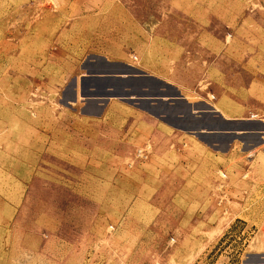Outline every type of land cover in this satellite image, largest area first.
I'll use <instances>...</instances> for the list:
<instances>
[{
	"label": "rangeland",
	"instance_id": "rangeland-1",
	"mask_svg": "<svg viewBox=\"0 0 264 264\" xmlns=\"http://www.w3.org/2000/svg\"><path fill=\"white\" fill-rule=\"evenodd\" d=\"M263 120L264 0H0V264H264V212L200 133L245 153Z\"/></svg>",
	"mask_w": 264,
	"mask_h": 264
},
{
	"label": "crops",
	"instance_id": "crops-1",
	"mask_svg": "<svg viewBox=\"0 0 264 264\" xmlns=\"http://www.w3.org/2000/svg\"><path fill=\"white\" fill-rule=\"evenodd\" d=\"M130 54H128L129 57H130ZM138 57L140 58V56ZM110 63H115V62H110ZM124 64L128 66H133L132 65L133 63L132 64L124 63ZM137 74L119 75V74L98 73V74H86L84 77H96V78L116 77V78H121V79H126L130 77L132 79L130 82H127V83L125 82L121 84L123 86L122 89L125 91L128 90L126 86L130 84H134V86L139 85V84L145 85V86L148 85L151 89L152 80H147L141 77H152V78L157 79L156 77L150 74H146V73H141L139 75ZM165 84H170V83L165 82ZM74 85L75 86H74V92H73V98H72L73 101L71 102L77 101V89L75 88L76 82ZM139 87L142 91H145V94H148V95H145L144 97H140L139 99L145 101V103H147L148 106L155 108V111L158 113L160 117H170L177 121L184 120L186 119V117H190L189 118L190 120L199 119L200 115L197 114L198 113L197 111H193L190 109L189 102L179 101L181 99H185V97H180L182 96L181 93H178L179 94L178 97H174V98L172 97L170 98L169 97H152L151 92H148L150 91V89L146 87L143 88L141 86ZM104 89L107 91L112 90V88L110 87H105ZM109 98L110 97H91L87 99L102 100V99H109ZM132 98L134 97H131L130 99ZM95 103L96 105H102V103L99 101ZM187 104H189V109H188V112H185L184 110L185 108L183 109V106ZM184 113H186V115ZM218 113H220L219 116L224 121H232V120L237 121L236 118L228 119V118H225V116H223L221 112H218ZM247 113H248V110H247ZM212 117L216 118L218 116L216 114V115H212ZM260 123L262 124L261 126L247 127L246 129H244V131H250V132L245 133V134L243 133L242 135H240V136H243L244 138L240 140H242L243 142V149L246 150L245 153L244 151L243 152L238 151V146H236L238 142L235 140H236V136H238L239 134H237L235 131L233 132V131H228L227 129H225L223 131H207V132L204 131V132L206 134H219V136H222L224 138L226 137L227 139L226 147L222 149L223 152L222 153L218 152V153H220L222 157L224 158L225 160L224 168L228 170L229 172V191L231 193L237 192L236 193L237 197L234 199L240 202H253L252 203L253 205H256L257 208L261 209L264 212V158L260 156L264 154L262 146H260L261 144H264V133H261V132H264V120ZM233 133L235 135H232ZM254 145L255 146L259 145L258 152L255 155H253L251 160H249L247 159L246 154H248V152L251 151L252 148H254ZM212 148H213L212 149L213 152L217 153L216 149H218L219 147L215 144L214 147ZM235 159L238 160L237 164L232 163V161ZM244 173H246V177L242 176V174ZM230 198L232 199L231 194H230Z\"/></svg>",
	"mask_w": 264,
	"mask_h": 264
},
{
	"label": "water",
	"instance_id": "water-1",
	"mask_svg": "<svg viewBox=\"0 0 264 264\" xmlns=\"http://www.w3.org/2000/svg\"><path fill=\"white\" fill-rule=\"evenodd\" d=\"M137 75H139V74H137ZM200 133H205V132H200Z\"/></svg>",
	"mask_w": 264,
	"mask_h": 264
},
{
	"label": "bare ground",
	"instance_id": "bare-ground-1",
	"mask_svg": "<svg viewBox=\"0 0 264 264\" xmlns=\"http://www.w3.org/2000/svg\"><path fill=\"white\" fill-rule=\"evenodd\" d=\"M133 56V55H132ZM134 57V56H133ZM28 119H30L29 117H28ZM221 175V174H220Z\"/></svg>",
	"mask_w": 264,
	"mask_h": 264
},
{
	"label": "flooded vegetation",
	"instance_id": "flooded-vegetation-1",
	"mask_svg": "<svg viewBox=\"0 0 264 264\" xmlns=\"http://www.w3.org/2000/svg\"><path fill=\"white\" fill-rule=\"evenodd\" d=\"M201 132H204V131H201Z\"/></svg>",
	"mask_w": 264,
	"mask_h": 264
}]
</instances>
